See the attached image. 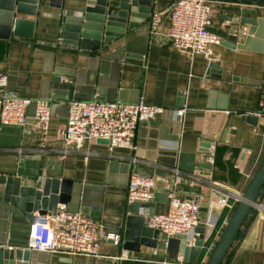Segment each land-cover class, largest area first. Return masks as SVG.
I'll use <instances>...</instances> for the list:
<instances>
[{
  "label": "crops",
  "instance_id": "1",
  "mask_svg": "<svg viewBox=\"0 0 264 264\" xmlns=\"http://www.w3.org/2000/svg\"><path fill=\"white\" fill-rule=\"evenodd\" d=\"M173 1L156 0L154 4L152 14L160 12L163 16L159 33L139 24L123 39L97 50L67 46L60 37L61 17L81 14L87 0H40L31 38L15 35L14 25L7 30V25L0 22V74L7 76L10 90L33 99L26 111L25 125L0 122V159H17V172L31 183V176L38 173L71 179L74 185L69 209L99 222L104 235H118L116 229L125 215L144 214L147 223L149 208L143 206L138 213L131 212L132 203L127 202L134 172L156 180L155 193L160 199L155 205L156 213L168 209V193L174 191L182 198L198 200L204 219L206 206L212 200L224 229L231 215L219 201L225 199L226 189L244 193L264 157V119L259 115L264 109L262 40L257 39L249 48L220 43L214 46L213 59L182 53L166 36ZM213 5L210 29L224 40L242 43L243 39H234L231 34L238 23L227 16L243 14L227 9L255 6L220 0H213ZM261 9L264 12V7ZM95 93L103 101L137 103L142 99L165 110L140 122L135 148H116V157L109 155L108 144L97 139L84 143V150L94 152L87 159L83 153L61 158L51 149L62 145L59 131L67 122L70 101H89ZM37 99L51 100L46 134L35 127ZM182 107L185 115L180 119L175 110ZM247 114L257 116V122L243 120ZM18 147L24 151L8 150ZM48 159H59L61 172L54 171L53 166L48 171ZM125 163L130 164L129 170ZM176 168L179 174L173 171ZM193 173L200 178H193ZM258 203H264V188ZM29 225L30 221L21 214L17 219L4 218L0 203L3 247L25 249ZM206 231L207 247L193 264H204L219 238L215 239L214 230ZM124 243L102 239L98 257L37 250L29 261L21 263L115 264L118 248ZM208 246H212L209 252ZM173 254L178 260L170 258L171 253L162 246L153 253L143 245L140 251L122 250V257L190 264L182 260L181 252ZM222 264H264V211L254 207L242 227V235Z\"/></svg>",
  "mask_w": 264,
  "mask_h": 264
},
{
  "label": "built area",
  "instance_id": "2",
  "mask_svg": "<svg viewBox=\"0 0 264 264\" xmlns=\"http://www.w3.org/2000/svg\"><path fill=\"white\" fill-rule=\"evenodd\" d=\"M213 17V0H174L169 10L170 27L166 36L182 53L189 56L202 54L208 59H213L214 46L222 41V36L210 29ZM162 20V13L152 14L151 32L159 33ZM32 101L33 99L10 90L7 76L0 74V122L3 125H25L26 111ZM35 103V127L46 134L50 127L51 100L37 99ZM164 110L165 107L148 104L142 99L138 103L103 101L99 99L97 93L89 101L72 100L69 103L67 122L59 131L62 145L51 151L61 158L83 153L87 159L94 152L84 150V143L103 138L109 140V155L116 157L113 152L116 148H135L134 140L140 122L153 119ZM175 115L183 119L185 107L176 109ZM259 115L264 119V109ZM8 150L24 151L22 147ZM42 150L46 151L43 146ZM133 160L137 161L135 157ZM173 171L176 174L180 173L177 168ZM192 175L193 178H200L194 173ZM155 189L156 180L153 176L134 172L128 185L127 202H148L154 197ZM225 192V199H221L219 205L228 209L231 215L243 193L232 189H226ZM228 197L233 198L229 200ZM168 202L166 211L149 215L147 219V224L159 230L165 237L192 234L194 240L198 236L195 228L200 225L214 230L215 239L222 233L224 226L220 224V214L216 212L212 200L206 206L205 219L201 216V205L198 200L182 198L173 191L168 193ZM256 207L264 211V203H258ZM102 239L112 240L115 244L120 242L119 235L110 233L104 235L99 222L83 213L73 212L67 204L60 203L55 213L37 214L30 223L29 241L25 248L72 256L98 257ZM3 246L0 243V248ZM211 248L212 246H208V252Z\"/></svg>",
  "mask_w": 264,
  "mask_h": 264
},
{
  "label": "water",
  "instance_id": "3",
  "mask_svg": "<svg viewBox=\"0 0 264 264\" xmlns=\"http://www.w3.org/2000/svg\"><path fill=\"white\" fill-rule=\"evenodd\" d=\"M220 1L255 6V9L228 7L229 11L243 14L227 16L231 21L238 23L231 29L232 37L243 41L235 44L222 39L221 43L231 47L249 48L260 39V50L264 51V12L261 9L264 7V0ZM155 2L156 0H87L88 5L81 14L61 17L60 37L67 46L97 50L102 45L123 39L128 31L139 24L150 28V23L146 22L151 17ZM39 3L40 0H0V22L7 25V30L9 26L14 25L15 35L31 38ZM254 14L256 17L250 16ZM242 119L256 123L258 117L247 114L243 115ZM98 141L109 144L108 139L100 138ZM11 159L7 162L0 159V163H3L0 169V203L4 218L17 219L21 214L32 223L37 214L55 213L58 204L72 202L74 184L71 179L38 173L31 176L34 178L31 183L17 172V159ZM46 165L48 171L53 166L54 171L61 172L62 164L59 159H48ZM125 167L129 170L130 164L125 163ZM263 188L264 157L204 264L223 263L233 243L242 235V227L258 203ZM158 201V193H155L148 202L132 203L130 211L138 213L141 207L147 206L148 214L153 215L156 213L155 205ZM146 217L144 214L125 215L123 222L117 227L120 241L124 240L125 243L118 248L115 264H166L154 260L122 257L123 249L140 251L142 245L149 247L152 253L154 249L162 246L168 254L171 253L169 257L172 259L178 260L173 252H181L183 261L190 264L197 262L206 243L205 226L195 228L198 236L194 240L192 234L165 237L159 230L146 223ZM33 251L35 250L28 248L1 247L0 264H22L21 260L31 259Z\"/></svg>",
  "mask_w": 264,
  "mask_h": 264
}]
</instances>
